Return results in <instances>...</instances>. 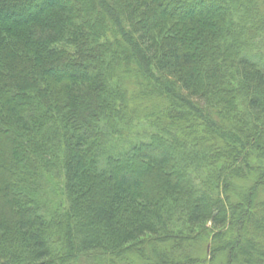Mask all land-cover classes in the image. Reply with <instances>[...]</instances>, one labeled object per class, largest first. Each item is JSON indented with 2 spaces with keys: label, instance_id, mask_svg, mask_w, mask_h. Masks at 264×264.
I'll return each instance as SVG.
<instances>
[{
  "label": "trees",
  "instance_id": "1",
  "mask_svg": "<svg viewBox=\"0 0 264 264\" xmlns=\"http://www.w3.org/2000/svg\"><path fill=\"white\" fill-rule=\"evenodd\" d=\"M0 264H264V0H0Z\"/></svg>",
  "mask_w": 264,
  "mask_h": 264
},
{
  "label": "rangeland",
  "instance_id": "2",
  "mask_svg": "<svg viewBox=\"0 0 264 264\" xmlns=\"http://www.w3.org/2000/svg\"><path fill=\"white\" fill-rule=\"evenodd\" d=\"M56 200H58V199H56ZM210 255H211V245L209 244V247H208V254H207L208 259L210 258Z\"/></svg>",
  "mask_w": 264,
  "mask_h": 264
}]
</instances>
